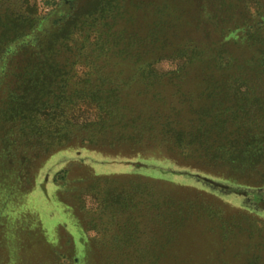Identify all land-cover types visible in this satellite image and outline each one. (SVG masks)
Returning <instances> with one entry per match:
<instances>
[{
    "label": "rangeland",
    "instance_id": "1",
    "mask_svg": "<svg viewBox=\"0 0 264 264\" xmlns=\"http://www.w3.org/2000/svg\"><path fill=\"white\" fill-rule=\"evenodd\" d=\"M139 2L125 0L123 13L129 20L136 13L145 34L164 12L159 17L172 41L165 50L143 42L136 58L57 52L77 81L88 80L103 103L109 100L106 119L86 123L87 113L78 112L72 143L51 151L37 146L27 159L0 127V264H264V205L256 193H237L239 186L262 191L264 159L257 166L214 162L189 148L199 134L198 109L224 99L218 92L231 89L232 77L248 86V101L240 97L244 105L229 115L233 125L264 136V27H255L264 20V0H165L132 9ZM62 8L59 17L69 5ZM119 45L126 48L122 39ZM188 47L204 56L178 74L180 65L164 53ZM220 51L237 60L216 72L209 99L205 61ZM148 62L158 75L142 74ZM12 66L11 55L0 60V123ZM58 164L63 180L54 174Z\"/></svg>",
    "mask_w": 264,
    "mask_h": 264
},
{
    "label": "trees",
    "instance_id": "2",
    "mask_svg": "<svg viewBox=\"0 0 264 264\" xmlns=\"http://www.w3.org/2000/svg\"><path fill=\"white\" fill-rule=\"evenodd\" d=\"M124 1L0 0V60L4 61L7 55H11L13 62V73L1 110L0 127L4 137H12L13 140L9 139L14 145L12 150L17 151L22 158L27 159L30 151L37 146L44 151H51L72 143L80 129L79 123L75 122L78 112L87 113L88 119L85 122L93 123L106 119V114L111 109L109 100L106 103L107 98L102 99L104 103L100 100L101 93L96 90L98 88L88 87L84 84L88 80L79 82L71 75L73 70L67 69L63 64L58 57V50L64 48L69 54H76L77 50L79 56V53L83 55L84 49H88L94 56L105 53V57L127 59L132 54L131 58H136V50L140 49L143 42L146 43L144 48L159 47L161 51L171 44L163 24L164 17H159L164 12L158 13L159 16L148 24L144 34L136 25V13L133 14V20H129L123 13L122 10L128 9V4L124 5ZM148 3L160 7L165 0H141L137 5L133 3L135 6L132 9L145 10ZM64 4L69 5V10L63 17H59ZM256 8L258 12L250 10V17L253 15L255 20L256 14L260 13L259 6ZM256 26L264 27V20H260ZM256 31L257 29L251 28L249 32L256 35ZM119 39L123 40L126 48L120 47ZM164 54L168 59L178 62L180 67L175 70L178 74L183 72V67L204 56L195 47L179 48L173 53ZM213 56L214 61H205L207 68L205 67L204 78L205 82L208 81V89L203 92V96L207 95L209 99L212 98V92H209L210 89L213 90L212 81L218 80L216 72L221 73V70L231 68L237 60L226 51ZM77 57L74 59L76 63ZM67 59L70 60V57ZM139 62L140 59L137 58L136 63ZM213 62L218 66L214 73L209 68ZM148 64V67L142 69V74L158 75L155 64ZM84 77L81 73L78 79L83 80ZM232 78L231 89L218 92L219 95L224 93V99L216 97L210 105L198 109L199 134L190 141L189 148L197 146L201 151L200 158L208 161H248L250 165L257 166L264 159V136L261 134L257 137L249 128L244 130L238 124L237 127L233 125L229 115L236 116L238 107L244 105L240 102V97L243 102L248 101V98L243 99L242 96L248 92V86L242 81L238 87V82L241 81L236 77ZM71 83L77 86L72 87ZM78 84H83V87ZM184 148L187 150L188 143ZM66 151L74 150L66 148L64 152ZM57 168L54 172L56 179H65L63 165L58 164ZM204 178L206 177L200 179ZM259 188L261 192L251 193L239 186L237 193L246 196L256 193L257 200L264 205V186Z\"/></svg>",
    "mask_w": 264,
    "mask_h": 264
}]
</instances>
